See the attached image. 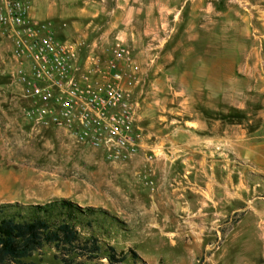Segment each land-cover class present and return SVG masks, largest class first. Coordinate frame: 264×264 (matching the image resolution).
I'll return each mask as SVG.
<instances>
[{
    "label": "rangeland",
    "instance_id": "obj_1",
    "mask_svg": "<svg viewBox=\"0 0 264 264\" xmlns=\"http://www.w3.org/2000/svg\"><path fill=\"white\" fill-rule=\"evenodd\" d=\"M32 4L64 39L129 48L142 71L132 94L141 148L114 160L24 121L11 43L0 32V205L65 199L99 210L93 234L128 254L115 264H264V156L240 146L264 127V81L252 73L264 0ZM201 117L228 125L226 149L215 140L211 153H189V122ZM55 256L44 246L21 264H61ZM82 264L110 263L101 253Z\"/></svg>",
    "mask_w": 264,
    "mask_h": 264
},
{
    "label": "built area",
    "instance_id": "obj_2",
    "mask_svg": "<svg viewBox=\"0 0 264 264\" xmlns=\"http://www.w3.org/2000/svg\"><path fill=\"white\" fill-rule=\"evenodd\" d=\"M0 32L11 43L24 121L62 130L114 160L141 148L132 94L142 71L123 42L100 50L64 39L53 22L35 18L32 0H0Z\"/></svg>",
    "mask_w": 264,
    "mask_h": 264
},
{
    "label": "trees",
    "instance_id": "obj_3",
    "mask_svg": "<svg viewBox=\"0 0 264 264\" xmlns=\"http://www.w3.org/2000/svg\"><path fill=\"white\" fill-rule=\"evenodd\" d=\"M99 213L65 199L34 205H0V264H21L44 246L55 249V258L61 264H82L101 253L110 264L122 262L128 254L111 246L103 247L93 234ZM84 229L87 235L83 234ZM130 254L138 259L136 254Z\"/></svg>",
    "mask_w": 264,
    "mask_h": 264
},
{
    "label": "crops",
    "instance_id": "obj_4",
    "mask_svg": "<svg viewBox=\"0 0 264 264\" xmlns=\"http://www.w3.org/2000/svg\"><path fill=\"white\" fill-rule=\"evenodd\" d=\"M258 19L261 20V24H264V9L259 11ZM255 51H254V57L257 62V69L255 67V70H252V73H257L258 78H261L262 81H264V77H260V74L262 73V70L264 71V65L262 63V60H264V34L260 36L255 37ZM251 69V68H250ZM202 73L205 74L207 70H205L202 67H197L195 70V73ZM205 84V83H204ZM226 104V101L224 102ZM226 113V110H225ZM197 121H191L189 122L190 126L187 129L188 131V144L191 146L188 148L189 153L197 154L202 153L206 154L211 153V147L210 144H212L213 141L218 140L220 144V148L226 149L227 144V132H228V125L224 123V126L222 128L221 120L220 121H214L213 123L209 124L204 121V119L198 118ZM210 125V127H209ZM217 125L218 130H217ZM240 126V125H239ZM241 129V128H240ZM242 132V129L239 130ZM241 139L245 140V142H242L240 145L245 154L247 155H257L260 157L264 156V127H262L260 130L258 129L256 134L251 135L250 137H246L244 135L241 136ZM224 145V146H222Z\"/></svg>",
    "mask_w": 264,
    "mask_h": 264
}]
</instances>
